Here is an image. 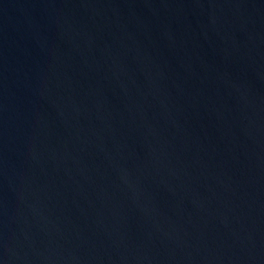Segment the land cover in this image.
Listing matches in <instances>:
<instances>
[{
  "label": "water",
  "instance_id": "obj_1",
  "mask_svg": "<svg viewBox=\"0 0 264 264\" xmlns=\"http://www.w3.org/2000/svg\"><path fill=\"white\" fill-rule=\"evenodd\" d=\"M0 264H264V0H0Z\"/></svg>",
  "mask_w": 264,
  "mask_h": 264
}]
</instances>
